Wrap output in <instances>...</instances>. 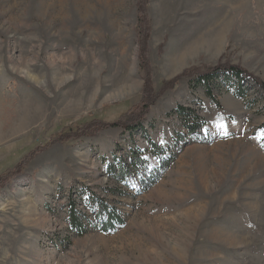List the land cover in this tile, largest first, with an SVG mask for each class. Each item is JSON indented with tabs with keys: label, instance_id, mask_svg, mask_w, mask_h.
I'll list each match as a JSON object with an SVG mask.
<instances>
[{
	"label": "rangeland",
	"instance_id": "1",
	"mask_svg": "<svg viewBox=\"0 0 264 264\" xmlns=\"http://www.w3.org/2000/svg\"><path fill=\"white\" fill-rule=\"evenodd\" d=\"M141 8L161 95L134 133L75 135L141 103ZM218 62L264 80V0H0V264H264V94L219 79V108L188 78L164 88ZM107 208L124 224L104 232Z\"/></svg>",
	"mask_w": 264,
	"mask_h": 264
},
{
	"label": "trees",
	"instance_id": "2",
	"mask_svg": "<svg viewBox=\"0 0 264 264\" xmlns=\"http://www.w3.org/2000/svg\"><path fill=\"white\" fill-rule=\"evenodd\" d=\"M139 21H138V29H141V32L144 34L142 38H140L141 48H140V62L141 68L145 76V83L143 88V98L142 101L137 107H133L120 118L112 123H107L102 120H94L93 122L78 126L74 130V134L77 136H81L84 134L93 135L98 133L101 129L109 127V126H119L125 129L130 133H134L140 129H142L143 119L147 114L148 107L151 104H154L161 92L153 93V84L151 81L152 78V67L150 65L149 59L146 56L147 54V45L146 40L149 37V26L151 25V19L145 14V9L141 8L139 12ZM192 68V67H191ZM184 77L188 78L190 81L191 88H203L206 92V95L212 101V104H215L219 108L221 107V103L217 99L215 93L213 92L212 83L215 81H219L221 79L224 83H227L226 91H234L235 95L239 98L247 99V94L243 90V82L249 81L255 83L256 86L261 89V92L264 94V80L260 77L256 76L252 72L244 69L242 66L238 64H231L229 62H218L216 65H208L201 66L199 69L192 68L185 69L179 76L174 78L173 80L166 82L164 88L173 87L177 78ZM233 81V82H232ZM248 107H252V103L248 104ZM179 118L181 119L184 128L188 129V133H194L199 128L205 126V119L197 109L193 107H186L183 105H179L174 110ZM264 129V124L261 127ZM149 140V143L156 147V144L153 140L150 139L149 136H146ZM135 153V152H134ZM136 155V154H135ZM81 197L88 204L100 205L104 207V203L100 202L96 196L90 192V190L83 188L79 191ZM70 208L68 212V221L71 230L76 232L77 234H84L87 231L86 219L88 218L87 214L77 208V204L70 201ZM108 211V218L106 217L100 223V230L104 232L114 230L118 225L124 224V219L115 209H106Z\"/></svg>",
	"mask_w": 264,
	"mask_h": 264
}]
</instances>
